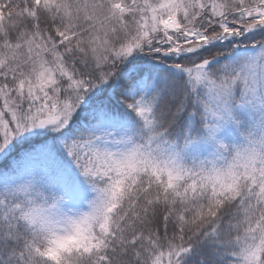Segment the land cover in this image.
<instances>
[{"label":"snow or ice","instance_id":"obj_1","mask_svg":"<svg viewBox=\"0 0 264 264\" xmlns=\"http://www.w3.org/2000/svg\"><path fill=\"white\" fill-rule=\"evenodd\" d=\"M0 264H264V0H0Z\"/></svg>","mask_w":264,"mask_h":264}]
</instances>
